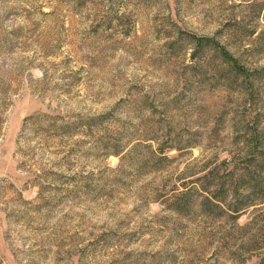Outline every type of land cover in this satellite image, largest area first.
<instances>
[{
  "label": "rangeland",
  "instance_id": "374dc122",
  "mask_svg": "<svg viewBox=\"0 0 264 264\" xmlns=\"http://www.w3.org/2000/svg\"><path fill=\"white\" fill-rule=\"evenodd\" d=\"M0 264H264V0H0Z\"/></svg>",
  "mask_w": 264,
  "mask_h": 264
},
{
  "label": "trees",
  "instance_id": "16d2710c",
  "mask_svg": "<svg viewBox=\"0 0 264 264\" xmlns=\"http://www.w3.org/2000/svg\"><path fill=\"white\" fill-rule=\"evenodd\" d=\"M196 48L199 52L209 49L214 52L224 63H226L232 70L240 72L241 74L246 75V69L239 64V61L222 45L216 42L213 38H198L196 40ZM196 57V54L193 55V58Z\"/></svg>",
  "mask_w": 264,
  "mask_h": 264
}]
</instances>
